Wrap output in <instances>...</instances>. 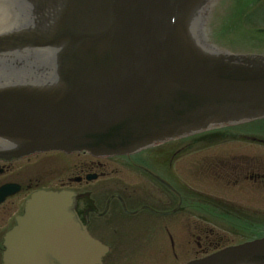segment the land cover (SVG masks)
Wrapping results in <instances>:
<instances>
[{
    "label": "water",
    "instance_id": "water-1",
    "mask_svg": "<svg viewBox=\"0 0 264 264\" xmlns=\"http://www.w3.org/2000/svg\"><path fill=\"white\" fill-rule=\"evenodd\" d=\"M20 1L27 21L0 35V56L50 60L38 81L0 83V142L14 157L124 155L264 117V58L207 49L195 33L209 0ZM7 22L0 13V27ZM73 209L72 193L35 194L6 239L4 263H98L104 249ZM188 264H264V238Z\"/></svg>",
    "mask_w": 264,
    "mask_h": 264
},
{
    "label": "flooded vegetation",
    "instance_id": "flooded-vegetation-1",
    "mask_svg": "<svg viewBox=\"0 0 264 264\" xmlns=\"http://www.w3.org/2000/svg\"><path fill=\"white\" fill-rule=\"evenodd\" d=\"M236 130L228 129L232 145L226 154H230V157L212 162L215 167L218 162L220 170H223L224 166L226 167V177L224 179L217 175L216 177L225 180L229 187L240 186L241 190H232L228 194L264 193V127L242 128L240 138H236ZM240 139L242 144H233ZM192 145L195 148L201 147L200 143L190 145L184 143L182 149L190 150ZM171 150L172 148H167V152H164V162L172 156L170 155ZM204 156L214 157L209 152ZM203 162L212 169L207 160H203ZM73 163L71 156L67 157L57 152L33 154L18 160H0V264H3L5 237L16 224L17 218L23 214L26 200L37 190L67 189L76 193V213L79 220L92 238L109 248L100 264H117L121 261L120 257L115 258V246L121 241L120 237L125 229L121 228L122 224L112 222L118 213L130 218L139 212H146V210L148 214L152 215L153 212H167L169 213L168 218H171L170 221L173 222L176 216L185 214L184 194L192 193H188L184 189H181L183 194L169 190V192L159 191L158 200L152 198L153 205H151L137 198L136 190L125 185L130 180L128 177L120 180L125 183L124 187L113 180L104 181L100 185L106 188L104 192L107 191V194H99L100 185L97 186L99 187L97 194H90L86 188L90 184L87 176L94 175V182H98L107 176L125 175L126 171L124 170L133 165L126 159L109 164L100 162L98 159L82 158ZM160 182L164 184L162 181ZM109 186H114V188L111 189ZM179 188L181 187L179 186ZM2 190L5 191L1 193ZM201 193L204 194V192L194 194ZM155 194L157 193L155 192ZM167 196L170 202L172 200V207L165 209V206L170 204ZM176 201L177 205H175ZM181 223L184 222L179 218L178 224ZM164 229L169 244L174 248L178 243H175L166 227ZM185 242L186 239L183 238L181 245L184 246ZM125 253L129 254L128 256L132 259L136 257V249L132 246L129 248L125 245L122 252L124 258Z\"/></svg>",
    "mask_w": 264,
    "mask_h": 264
},
{
    "label": "rangeland",
    "instance_id": "rangeland-1",
    "mask_svg": "<svg viewBox=\"0 0 264 264\" xmlns=\"http://www.w3.org/2000/svg\"><path fill=\"white\" fill-rule=\"evenodd\" d=\"M244 1L247 2L248 0H244ZM221 4L222 5L220 7L218 6V9L216 10L217 15L215 14L214 17L211 16V18L213 17L212 22L214 23V21H216L218 27L221 25L222 29H225V22L220 19L223 18V16L226 14V10L228 9L229 3L227 0H225V2H222ZM260 26L264 27V22H262ZM200 28L202 29L201 26ZM223 43L225 47H228L233 50L235 49V51L240 53H249L252 52L251 50L255 48H260L261 50H264V43L242 44V45L240 43H230V42L229 44L227 41H223ZM82 158H88V157L76 156V155L72 156V160L74 163H76L79 159ZM161 162L162 160L159 159L155 163V166L157 168H161L160 167ZM137 180H139V183L140 181H143L142 182L143 189H137L136 194H143L140 200L153 205L152 198L158 200L157 197L158 194H155V191L153 190L150 191V189L148 188L150 183L147 182L145 179L139 178ZM97 183L98 182L90 184V187L92 188ZM129 183H131L130 180ZM131 185L133 186L134 184L131 183ZM205 195L209 196V194H205ZM263 195L264 194H258L256 197L257 198L262 197ZM231 196H233L232 197L233 199L230 198ZM212 198H214L217 201L215 202L216 212H221V211L227 212L229 209L231 210L232 208L234 209V211H236L237 209H239L238 206L240 207L250 206L253 210L258 208L257 207L258 202H256V199L250 200L251 197L242 198L240 194H226V193L212 194ZM231 201L234 202L233 206L226 203V202L230 203ZM186 217L188 216L184 215L183 219L185 220ZM170 219L171 218H166L165 216H155L152 214H148L146 212H141L130 218L125 217L124 214L118 213V215L114 217L112 222L122 224L121 228L125 230L122 231L123 234L120 237L121 241L118 242V244L115 246V251H116L115 258L117 259L121 256L123 252V247L126 245L129 248L130 246L134 247L137 251V260L131 264H140L142 262L146 264H170V263L179 264L173 261L174 258L171 256L172 254L168 250V243L165 238L166 231L164 227H166L167 232L173 237L175 243H180L179 245H181L183 239V233H181L182 227L180 224H178L179 217L175 218L174 222L170 221ZM197 219L199 220L197 221ZM190 220L197 223V226L195 223L192 224L191 232L199 234V236L202 238L201 241L204 240L203 238L206 235L205 231H207L204 226L205 225L212 226V225L201 221L197 213H196V219L194 220L193 216H190ZM217 220L227 224L231 230L247 236L248 228H244L243 223L234 216H228V215L227 216L224 215L221 217L218 216ZM201 222L205 225H203ZM214 235H216L217 239H221L222 241H228L234 238L237 239V237L239 236V235L234 236L233 234L228 233V231L225 228H222L220 224L216 225V227L214 228ZM192 251L194 253L195 249L185 248L184 249L185 256L192 257L193 256ZM182 259L183 260L181 261L180 264L186 263V261H188L189 258L184 257Z\"/></svg>",
    "mask_w": 264,
    "mask_h": 264
}]
</instances>
